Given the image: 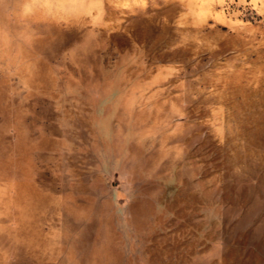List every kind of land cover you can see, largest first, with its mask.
<instances>
[{"label":"rangeland","instance_id":"obj_1","mask_svg":"<svg viewBox=\"0 0 264 264\" xmlns=\"http://www.w3.org/2000/svg\"><path fill=\"white\" fill-rule=\"evenodd\" d=\"M0 264H264V0H0Z\"/></svg>","mask_w":264,"mask_h":264}]
</instances>
